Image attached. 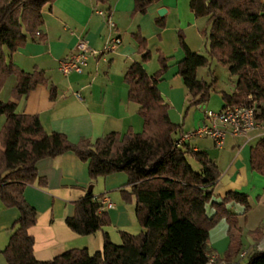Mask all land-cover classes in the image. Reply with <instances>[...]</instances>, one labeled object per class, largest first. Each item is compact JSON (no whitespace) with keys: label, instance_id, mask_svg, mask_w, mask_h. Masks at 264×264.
I'll list each match as a JSON object with an SVG mask.
<instances>
[{"label":"trees","instance_id":"1","mask_svg":"<svg viewBox=\"0 0 264 264\" xmlns=\"http://www.w3.org/2000/svg\"><path fill=\"white\" fill-rule=\"evenodd\" d=\"M54 1L0 0V90L8 77L16 79L13 100H0V117L5 118L0 130V202L19 213L2 252L6 264H209V232L222 219L229 227L228 250L232 251L238 217L230 214L226 206L233 202L247 213L248 197L229 191L219 202L213 201L220 172L204 151L181 143L184 135L181 126L170 121L169 106L157 87L167 71V61L159 55V69L147 74L142 63L151 54L138 32L132 37L141 62L129 66L124 83L128 86V100L138 106L137 113L143 121L141 133L128 130L124 135L110 133L93 144L85 139L72 144L63 134L46 133L37 116L16 112L17 100L38 85L47 86L48 80L37 69L30 73L21 71L7 60V54L10 56L29 40H35L43 25L42 9ZM157 2L133 0L131 16L145 15ZM96 3L105 6L108 19L111 13L108 0ZM189 9L195 18L206 19L208 32L206 56L191 52L183 36H178L184 59L177 64V76L190 97L187 110L206 103L214 92L216 79L209 70L210 61L214 60L236 79L231 94L217 93L225 106L255 104L256 119L264 122V3L189 0ZM156 24L161 28L165 25L164 20H157ZM199 68L208 69L210 83L197 79ZM50 93L53 99V86ZM69 152L87 164L91 182L115 173L126 174L127 184L119 189L120 196L125 203L134 202V216L143 231L137 235L119 232L121 243L113 244L104 230L110 225L109 216L106 211L99 212L101 197L86 193L74 203V216L66 218L65 225L79 236L102 232V250L90 254L86 248H75L52 260L38 261L29 234L37 223V212L25 201L23 193L27 186H46V180L37 174V162ZM188 159L200 166L199 172L190 166ZM249 163L252 171L264 176V137L250 149ZM207 205L214 210L211 216L207 215ZM246 264H264V252H254Z\"/></svg>","mask_w":264,"mask_h":264},{"label":"crops","instance_id":"2","mask_svg":"<svg viewBox=\"0 0 264 264\" xmlns=\"http://www.w3.org/2000/svg\"><path fill=\"white\" fill-rule=\"evenodd\" d=\"M259 1L264 3V0ZM108 4L111 13L107 19L105 6L97 4L96 0H55L43 7V25L35 40H29L10 56L6 53L7 60L21 71L30 73L37 69L48 80L47 86L38 85L27 96L18 99L16 112L37 116L46 133L63 134L72 144H78L82 139L93 144L110 133L142 132L143 121L137 113L138 106L128 100V86L124 83L129 66L141 62L133 34L138 32L152 53L151 60L142 63L147 74L152 75L159 69L154 65L158 52L167 61V71L157 87L169 106V119L175 125L178 122L172 121V109L179 107L178 113H181L184 106L182 103L177 107L174 97L183 93L184 98L190 99L182 79L177 76V64L184 59L179 34L191 52L206 56L207 21L194 17L189 0H159L145 15L134 17L131 16L133 0H108ZM160 11H163L161 15ZM157 20H164L163 28L156 24ZM116 37L121 44L100 58H90L82 73L68 76L60 73L59 61L71 54L82 39L90 48L100 51ZM201 69L197 70V79L210 83L200 75ZM15 85L14 76L5 80L0 90L2 102L13 100ZM51 86L55 88L53 99ZM4 122L5 118L0 117V130ZM262 137L264 131L255 130L235 137L240 141L226 144L225 139L221 148L207 142L187 141L194 150L204 151L220 172L213 189L214 202H219L229 191H238L248 197L250 210L247 213L239 204L231 202L226 206L230 214L238 217L232 251L228 250L231 239L224 219L209 232L207 248L212 257L225 264H246L254 252H264V176L252 171L249 163L250 149ZM36 170L38 176L46 180V186H27L23 193L25 201L37 212V223L29 230L36 260L49 261L70 249L91 248L92 235L79 236L65 225V219L74 216V203L87 193L90 185H93L94 197L105 198L113 205L106 210L110 219L109 235L111 229L125 232L138 228L134 202L125 203L118 193L127 184L124 173L109 175L99 183L91 182L87 164L70 152L55 159L40 160ZM206 212L211 216L214 210L207 205ZM18 217L16 209L5 208L0 202V264H6L2 252ZM96 234H100V245L102 233L96 232L93 236Z\"/></svg>","mask_w":264,"mask_h":264},{"label":"built area","instance_id":"3","mask_svg":"<svg viewBox=\"0 0 264 264\" xmlns=\"http://www.w3.org/2000/svg\"><path fill=\"white\" fill-rule=\"evenodd\" d=\"M36 35L38 36L39 34L36 33ZM120 44L121 41L119 38H112L102 50L96 51L88 46L87 41L82 39L71 54L59 61L58 69L63 76H68L72 73L80 74L87 67L90 58H100L115 50ZM255 130L264 131V122H259L256 119L255 104L224 106L217 113L204 111L202 125L194 132L184 134L181 138V143L195 138L207 137L213 142L216 148H221L227 136L241 137ZM99 200L101 204L99 212L109 210L113 207L107 199L100 198ZM243 256L241 255V257ZM216 260L215 257H211L209 264H215ZM218 264L225 263L219 262Z\"/></svg>","mask_w":264,"mask_h":264},{"label":"rangeland","instance_id":"4","mask_svg":"<svg viewBox=\"0 0 264 264\" xmlns=\"http://www.w3.org/2000/svg\"><path fill=\"white\" fill-rule=\"evenodd\" d=\"M150 54H151V57L147 62H149L152 58V53H150ZM159 55H161V52L157 53V62L156 61L154 62V65L157 66V68L159 66V63H158V56ZM147 62H145V63H147ZM145 63H143V64H145ZM209 70H210L211 74L213 75V77L216 79V82L214 85V92L211 94L210 99L206 103L200 105L199 107H190L187 110L190 99H187L186 97L184 98L185 94L180 93V94H178V96H175L173 99L176 106L179 104L181 105L182 103L184 106L181 113H178L179 112L178 106H177L178 108H176V109L173 108L172 109L173 112H171L172 121L174 120V121L178 122V125L181 126V129L184 131L183 132L184 134H190V133L194 132L195 130H197L202 125V122L204 120V111H211V112L217 113L221 109V106L224 104V102L222 101L220 96L217 94L218 92H225L227 94H231L234 90V88H233V85L235 82L234 78L229 75L226 67H224V66L218 64L216 61L212 60V61H210ZM200 75H202L203 78H205V79L207 78L208 80L211 81V76L208 74V69H206V68L201 69ZM194 141H196L197 144L198 143L203 144L204 142H207V143H211L212 146L214 145L213 142L207 137L192 139V142H194ZM234 141H240V139L235 138V137H231V136L226 137V144L229 142H234ZM188 163L190 164V166L195 171H197V172L200 171V166L196 162H194L192 159H188ZM102 181H103V179H97L94 182L99 183ZM118 193L120 195L119 190H118ZM135 221H136V219H135ZM135 223L137 224L138 228L130 229L129 231H125V232H127L131 235H137L140 232H142L143 230L140 229V226L138 225L137 221ZM107 228H105L104 230L108 233ZM98 235H100V234H96V236L92 235V237H91V240H92L91 244L92 243L93 244L90 245L91 248L89 250L87 249L90 254H94L95 252L102 250L103 239L101 236V243L99 245V243H98V239H99L98 237L99 236ZM109 237H110V241L113 244L120 245L121 240H120L119 232H116L115 230L111 229ZM208 241H209V237H208ZM82 248H85V247H82ZM208 253H209V256L211 258L213 255L212 252L209 251ZM218 263L216 260L215 264H218Z\"/></svg>","mask_w":264,"mask_h":264},{"label":"water","instance_id":"5","mask_svg":"<svg viewBox=\"0 0 264 264\" xmlns=\"http://www.w3.org/2000/svg\"><path fill=\"white\" fill-rule=\"evenodd\" d=\"M163 13V11H160V15ZM92 190H93V186L92 185H90L88 188H87V194H89V193H91L92 192Z\"/></svg>","mask_w":264,"mask_h":264}]
</instances>
